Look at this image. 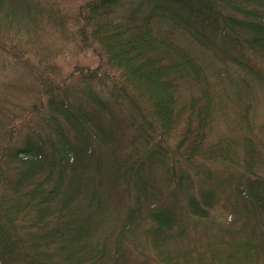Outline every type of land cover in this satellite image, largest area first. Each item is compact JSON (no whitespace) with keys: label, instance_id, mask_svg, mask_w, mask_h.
I'll return each mask as SVG.
<instances>
[{"label":"trees","instance_id":"16d2710c","mask_svg":"<svg viewBox=\"0 0 264 264\" xmlns=\"http://www.w3.org/2000/svg\"><path fill=\"white\" fill-rule=\"evenodd\" d=\"M70 1L0 0L18 73L0 95V264H264V0ZM42 32L45 55L73 41L100 65L63 77ZM205 60L237 89L231 139L209 141Z\"/></svg>","mask_w":264,"mask_h":264},{"label":"rangeland","instance_id":"374dc122","mask_svg":"<svg viewBox=\"0 0 264 264\" xmlns=\"http://www.w3.org/2000/svg\"><path fill=\"white\" fill-rule=\"evenodd\" d=\"M72 1L73 0H71L70 2ZM74 1H76L77 3L78 1L85 2L87 0H74ZM71 8H74V7H71ZM49 39L53 40L51 36H48V34H45L44 32H42L38 35V38H36L35 45L39 43L41 45V48H43L45 44L49 43ZM60 40H57V41H59V43L65 47V51L59 53L56 50L55 52H53L51 56H47L45 54H47L48 52H51L49 48L46 47L47 45L43 48L42 51L46 52V53L44 52V56H45L44 59L49 58V62L58 66L61 69L63 77L65 78L69 77L73 72L75 73V70L78 68H83L84 70H87V69L92 70V69L97 68L100 65L101 59L95 49L93 48L81 49V48H78L76 43H74L73 41L67 42V41H60ZM29 47H31V45ZM8 58L5 59V56H0V95H3L2 93L11 95L12 88H10L9 86L15 84L13 81H15L18 78V73L15 72V70L13 69L14 65L9 64L7 60ZM204 63L207 66L208 70L210 71L211 84H213V86L214 84L216 85L214 87V91L216 93L214 96L215 98L217 97V113L215 115L213 128L210 133L209 141L212 140L216 142L218 140H223L224 138L231 139L238 135V129L236 127V123L238 124V120L236 116L238 112V105H237L238 100H237V95H236L237 94L236 86L230 84L228 76L219 75L220 77L217 78L214 73L211 74V69L208 66L209 65L208 61L205 60ZM19 96L21 100L28 102V103H34L38 101L37 99H33L32 96L29 97L26 94L25 90L20 91ZM177 141L178 140L176 137V139L169 140V144L171 146H175L177 144ZM172 188L173 187L171 188L164 187L161 190L165 193V195H169ZM191 192L192 193L195 192V194H198V190L194 188L184 193L183 197H186L187 194ZM160 197L161 199H167L164 196H160ZM178 199L179 198L177 199L172 198V200L174 201ZM224 212L225 211L222 210V206L215 208L212 214V219L219 220V219L224 218L225 217ZM193 229L198 232V229L196 228H193Z\"/></svg>","mask_w":264,"mask_h":264}]
</instances>
